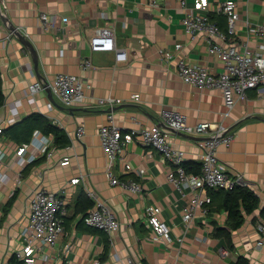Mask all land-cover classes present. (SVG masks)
Listing matches in <instances>:
<instances>
[{"label": "crops", "instance_id": "0c3cea01", "mask_svg": "<svg viewBox=\"0 0 264 264\" xmlns=\"http://www.w3.org/2000/svg\"><path fill=\"white\" fill-rule=\"evenodd\" d=\"M152 1L157 6H151ZM237 2L240 20L235 39L239 44L247 41L249 48L255 49L259 38L248 35L246 22L264 27V0ZM192 4L193 0H187L189 7ZM0 5V118L13 113L19 118L3 126L1 143L12 147L17 144L14 138L32 137L43 122L52 124L53 119L69 139L63 148L56 147L53 156L41 155L25 166L23 184L13 196L0 190V264H11L21 250L31 194L41 187L57 193L66 202L67 213L63 216L64 233L54 247L39 251V256L45 254L47 259L38 257L35 264H92L95 260L101 264H264V248L255 243L258 224L264 225V84L248 90L247 98L238 100L225 116L218 89L202 90L183 83L176 70L179 57L214 72L222 66L216 55L208 53L200 35L192 37L185 32L177 0H0ZM42 13L56 15L59 28L44 30ZM62 17L68 18L66 23L61 22ZM210 17L226 30L225 15L212 12ZM7 24L32 43L36 68L31 51ZM104 27L112 30L115 46L126 51V61L116 63L113 52L91 51L90 38ZM178 43L180 50L175 49ZM159 49L172 51L174 57L162 58ZM86 59L91 68L83 67ZM57 73L74 74L86 81L85 103L66 108L52 96L53 102L47 90L37 93L33 104L28 102L29 85L52 80ZM135 94L139 101L132 99ZM108 95L121 103L111 109L96 104L97 98ZM163 109L182 113L190 123L222 124L232 135L228 145L218 147V156L230 175L242 176L246 182L242 186L253 191L259 203L250 213L240 206L239 225L229 216L227 191L209 190L211 203L196 211L184 230L185 199L166 180L171 166L157 150L141 145L138 137L125 146L114 171L121 180L138 183L141 191L132 193L109 183L98 136L99 128L109 122L108 113L125 134L158 123ZM36 115L38 119H34ZM78 124L85 130L80 140L75 138ZM170 133L186 162L200 164L199 144L209 135ZM62 154L70 157L65 166L58 162ZM125 162L131 165L129 171L124 170ZM73 178L79 181L72 184ZM87 191L114 212L117 230L107 233L85 224L83 218L92 206L80 212L76 207L82 198L93 205ZM192 195L188 190L187 196ZM147 206L159 208L158 219L171 226L170 242L153 241V231L145 220Z\"/></svg>", "mask_w": 264, "mask_h": 264}, {"label": "built area", "instance_id": "2783aa9c", "mask_svg": "<svg viewBox=\"0 0 264 264\" xmlns=\"http://www.w3.org/2000/svg\"><path fill=\"white\" fill-rule=\"evenodd\" d=\"M183 12L181 23L186 33L190 36H201L204 39L207 51L216 55L222 66L221 70L214 72L205 65L191 63L182 57L177 59V74L180 80L202 90L218 89L223 98L225 111L228 115L238 100L247 98V91L257 89L264 84V27L246 22L248 35L259 38L255 49L248 46L247 41L239 44L236 39V31L240 20L239 3L237 0H193L191 7L187 0H177ZM151 6H157L155 1ZM218 12L225 15L227 28L221 30L214 22L210 14ZM41 27L44 30L58 29V18L40 14ZM67 17H62L61 22L66 23ZM9 38V36L7 37ZM91 51L113 52L115 62L127 60V53L115 46L114 34L109 28H99L90 38ZM225 45H224V44ZM242 45V46H241ZM181 44H176L175 49L180 50ZM158 54L164 59L174 57L170 50L159 49ZM84 68H91L89 59L83 62ZM87 83L81 77L74 74L57 73L52 80H36L29 85L28 102H35V95L41 91L49 90L51 95L66 108H71L86 101ZM134 101H139L138 94L132 96ZM121 101L108 95L96 99V104L113 108ZM51 107V104H50ZM18 115L13 113L7 119L0 118V190H6L8 196H13L15 191L23 184L22 170L32 164L39 156L51 157L57 149L53 145V136L34 132L28 142L14 144L12 147L1 143L3 126L14 123ZM136 121L135 118H133ZM108 124L102 125L98 130L101 148L106 157L105 175L111 185H119L122 188L138 193L141 187L132 180H121L114 171V165L125 146L132 142L134 137L139 138L141 145L157 150L169 162L171 168L166 174L167 182L185 199L182 220L186 230L196 211L205 210L211 203L209 190L231 191L237 186L246 185L242 176H232L218 156V147L228 145L232 141V135L222 124L214 127L208 123H190L185 115L174 109H163L159 116V122L150 127H142L123 133L122 129L113 122V114L108 113ZM191 135H209L200 142V170L197 173L188 171L185 167L186 159L182 150L176 148L171 141L169 129ZM52 124L58 122L53 119ZM84 127L78 124L75 130V138L78 140L84 135ZM72 146H67L68 150ZM60 165L69 164L70 157L62 154L58 159ZM124 170L129 171L131 165L124 164ZM79 178L70 180L72 184ZM191 190L193 195L187 196ZM87 195L93 201V205L85 214L83 220L91 228L111 233L118 229L119 222L114 212L102 201L98 200L92 191ZM29 213L22 229L21 250L16 252V258L23 264H35L38 257L47 259L45 254L39 256L43 247H54L58 238L64 233L63 216L67 213L66 202L57 193L43 187L33 190L29 203ZM159 208L147 206L145 208L146 222L153 231V241L170 242L172 239L171 226L158 219ZM258 236L255 239L256 246L264 248V225L258 224ZM179 241H182L179 238ZM92 264H101L95 260Z\"/></svg>", "mask_w": 264, "mask_h": 264}, {"label": "trees", "instance_id": "16d2710c", "mask_svg": "<svg viewBox=\"0 0 264 264\" xmlns=\"http://www.w3.org/2000/svg\"><path fill=\"white\" fill-rule=\"evenodd\" d=\"M3 102V93H2V80L0 76V105ZM39 116H34V119H38ZM41 129H37L43 134H51L53 136V144L57 148H63L66 144H68L69 139L62 129L59 127L49 123L43 122V125L40 127ZM32 136V135H31ZM30 137V136H29ZM29 137L15 139L17 144H21L23 142L29 141ZM31 138V137H30ZM185 167L188 171L197 173L200 170L199 163H185ZM227 202H230L227 207L229 210V216L232 220H234L235 225H239L242 222V215H240V206H242L245 212L250 213L254 209H256L259 205L258 198L247 186H237L231 191H227ZM80 202V201H79ZM92 206V202L89 199L82 198L81 204H77V212L79 211H87ZM86 213V212H85ZM264 214V211L263 213ZM106 249V248H105ZM11 264H23L21 261H18L15 256L12 258Z\"/></svg>", "mask_w": 264, "mask_h": 264}, {"label": "water", "instance_id": "95a60500", "mask_svg": "<svg viewBox=\"0 0 264 264\" xmlns=\"http://www.w3.org/2000/svg\"><path fill=\"white\" fill-rule=\"evenodd\" d=\"M0 11H1V5H0ZM4 16V15H3ZM3 19V21L6 23V18H2ZM7 28L12 32V33H14L16 36H18L20 39H21V41H22V43L31 51V54H32V57H33V62H34V65H35V68L37 67V54H36V52H35V50H34V47H33V45H32V43L23 35V34H21L18 30H16V28H15V26L14 25H12V24H7ZM47 92L49 93V98L53 101V102H55L54 101V99H53V97H52V95H51V93L49 92V90H47ZM160 126L162 127V128H165V129H169V128H166V126L164 125V124H160ZM169 131L171 132V131H173V129H169ZM178 132V131H177ZM227 132H228V130H227ZM202 139V138H201ZM204 139H206V138H204Z\"/></svg>", "mask_w": 264, "mask_h": 264}]
</instances>
